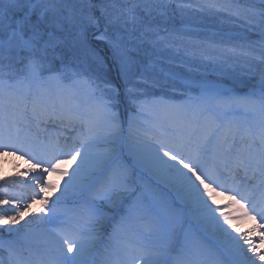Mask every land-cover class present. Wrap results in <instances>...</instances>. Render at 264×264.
I'll return each mask as SVG.
<instances>
[{"label": "snow or ice", "instance_id": "snow-or-ice-1", "mask_svg": "<svg viewBox=\"0 0 264 264\" xmlns=\"http://www.w3.org/2000/svg\"><path fill=\"white\" fill-rule=\"evenodd\" d=\"M173 2L0 0V156L19 154L34 161L33 167L43 173L32 177L40 193L52 187L45 182L49 172L76 165L72 172L60 173L68 179L51 207L40 198L44 216L37 223L42 225V244H37L31 229L17 227L37 197L23 207L21 200L0 198V205L11 204L14 210L0 211V232L9 237L0 239V249L8 253L9 264H98L101 229L115 220L109 211L121 210L109 234L114 243L106 248L111 264H206L207 256L217 264L264 261V254L248 255L257 253L258 245L233 236L224 227L231 224L229 216H222L221 223L218 209L212 207L217 189L227 192L246 208L245 215L259 217L264 227V0L259 8L254 3L208 5L227 12L234 23L253 25L249 30L258 31V54L252 52V44L230 49L259 59L258 93L225 98L209 85L191 81L184 90L198 88L199 102L169 105L163 98L149 97L144 89H138L139 96L131 95L133 88L126 86L134 104L127 137L115 110L120 90L106 79V71L116 67L127 85L141 67L155 69L156 60L145 64L141 58L163 59L161 53L173 46L170 37L180 35L165 26ZM177 7L191 5L177 3ZM97 41L110 56L100 55ZM138 79L149 83L142 73ZM160 106L183 115L167 127L153 122L156 131L134 134L136 118L147 119ZM78 127V143L65 150L59 130ZM125 150L170 178L199 210L215 243L207 249L188 248L185 255L177 252L167 222L135 226L143 219L141 209L128 202L129 177L117 164ZM69 200L78 209L71 214V226L63 208ZM261 237L264 244V233Z\"/></svg>", "mask_w": 264, "mask_h": 264}, {"label": "rangeland", "instance_id": "rangeland-1", "mask_svg": "<svg viewBox=\"0 0 264 264\" xmlns=\"http://www.w3.org/2000/svg\"><path fill=\"white\" fill-rule=\"evenodd\" d=\"M228 2L240 5L254 3L259 8L261 0H175L170 5V19L165 26L180 35L170 37L173 46L161 53L163 59L151 56L141 58L145 64L156 60L155 69L141 67L136 74L130 76L127 85L121 79L116 67L113 66L114 68H109L106 71V79L120 90L119 103L114 107L121 120L132 115L134 111V104L129 100L125 91L126 86L133 88L131 95L139 96L141 93L138 89H144L149 97L163 98L168 103L199 94L198 88L184 90L185 83L191 81L207 84L219 93L222 91L259 92L261 68L259 59L254 58L253 55L245 56L230 51L232 48L244 47L247 49L249 44H252V52L258 54L259 46L255 43L260 39L258 31L249 30L254 26H232L228 30H218L199 27L196 23L201 20L202 13L208 12V10L221 15V18L225 20L235 19L230 17L227 12L216 11V9L208 7L210 4L222 5ZM177 3L191 5V7H177ZM198 8L202 10L198 11ZM100 55L104 56V53L100 51ZM84 67L87 70V66ZM141 73L149 83L145 84L138 79V75ZM89 74L92 73L89 72ZM252 78H256V80L249 83ZM130 162L131 159L124 155L121 160L117 161V164L125 168L129 177L132 189L127 193L128 202L138 205L141 209L139 215L143 219L135 222V225L141 226L137 228L142 229L143 223L147 221L167 222L172 226V241L177 252L183 251L187 255L186 249L188 248L207 249L210 246L208 242L210 238L197 226L195 217L190 212L186 213L172 204L168 196L160 193L142 175L134 173ZM14 180L18 183H13ZM65 182V180H57L50 184L52 187L46 192L40 193L36 181H20L15 175L7 174L4 169V171H0V198L21 200V207H23V203H29L34 196L37 197L35 202H31V212L25 215L17 227L24 225L31 231L35 230L39 233L42 225L37 221L44 216V212L40 211L44 207L40 198H46L48 207H51L56 198L60 196ZM63 208L69 212L68 223L71 226V214L78 209L71 200L63 202ZM4 210H7L9 214L14 211L11 204L0 205V211ZM121 214L122 210L109 211V217L114 216L115 220L110 219L109 223L101 229L102 235L99 238L100 243L96 256L98 264H111V253L106 248L110 249L114 243L109 234L112 232V223L119 221ZM29 221H31L30 224ZM32 235L35 237V234ZM8 238L7 233L0 232V239ZM43 239L44 237L42 242L37 239V244H42ZM181 244L185 248H182ZM173 258H175V254ZM0 260L4 264H9L8 253L3 249H0ZM206 264H217V262L215 258L207 256Z\"/></svg>", "mask_w": 264, "mask_h": 264}, {"label": "bare ground", "instance_id": "bare-ground-1", "mask_svg": "<svg viewBox=\"0 0 264 264\" xmlns=\"http://www.w3.org/2000/svg\"><path fill=\"white\" fill-rule=\"evenodd\" d=\"M260 89V88H259ZM225 98L228 97H236L242 98L253 94V91L247 92H220ZM199 94H193L191 97H184L182 99H178L176 102L168 103L169 105H187L189 101L191 104L195 105L198 103ZM183 113H176L171 108L160 106L153 110H151L148 114L147 119H143L137 117L135 120L136 127L133 129L134 134L143 135L146 130L156 131V127H154L153 122L155 124H163L167 127L169 124L178 122ZM120 118V116H119ZM132 118V115L127 118L120 119L122 126L124 128L125 137L128 136V121ZM54 133L57 131L56 129H51ZM59 131L63 132V135L60 136L61 146L64 147L65 150H68L74 143H78V138L80 136V128L78 127L75 131H70L68 129H60ZM124 155H127L131 159V164L133 166V172L136 174L142 175V177L146 178L150 183L160 191V193L166 195L171 200L170 202L176 205L178 208L184 210L186 213L190 212L191 215L195 217L197 220V226H199L202 231L207 235L209 244L215 243L214 238L205 230L203 226V221L200 217L199 210L190 202H188L184 198L183 192L174 184L170 182V178L163 173L159 172L155 168L151 166L142 164L138 162V158L129 154L127 150H125ZM165 159H167L165 157ZM171 163V161H169ZM34 161L30 160L27 156L17 155H8L0 156V171H6L7 174L15 175L19 178L20 181L23 182H33L32 179L35 175H43L40 172V168L33 167ZM43 165H41L42 167ZM76 165L73 164L71 166L61 165L57 172H49L45 177V182L52 184L57 180H67L68 177L62 176L60 173L62 172H72L75 169ZM134 187V186H133ZM132 189V188H131ZM35 195V194H34ZM127 195V194H126ZM215 204H212V207L218 209L217 215L221 217V223H223L222 216H229L231 220V224H224V227L228 229V231L235 237L240 238L244 237V239H250L254 244L258 245L257 253H248L249 256L253 258H258L260 254H264V244H261V233H264V227H260V218L257 217L255 220L251 218L250 215H245L246 208H241L239 204L234 203L229 198V193L224 192L220 193V190L217 189V192L214 193ZM239 199V197H237ZM211 203V202H210ZM243 203V202H242ZM41 206V205H40ZM144 222V221H143ZM136 227H141L140 225ZM32 231V234H35L36 239L39 242H42L43 233L40 230ZM250 244H245L244 247H251ZM175 258H173V261ZM258 264H264V261H258Z\"/></svg>", "mask_w": 264, "mask_h": 264}, {"label": "trees", "instance_id": "trees-1", "mask_svg": "<svg viewBox=\"0 0 264 264\" xmlns=\"http://www.w3.org/2000/svg\"><path fill=\"white\" fill-rule=\"evenodd\" d=\"M221 15L215 14L214 12H211L210 10H208V12H203L202 16H201V20L197 21V25H199V27H206V28H212V29H218V30H228L231 29L232 26H241L239 24H236L233 22L234 19H223L221 18ZM195 23V22H193ZM195 23V24H196ZM99 48L100 51H102L104 53L105 57L110 56V54L108 53L107 49L104 47V45L99 44L98 42H95ZM108 63H110V59L108 60ZM111 69L114 67H110ZM256 80V78H252L251 80H249L248 82H254Z\"/></svg>", "mask_w": 264, "mask_h": 264}]
</instances>
